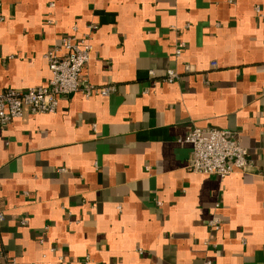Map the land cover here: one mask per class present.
<instances>
[{"label": "crops", "instance_id": "0c3cea01", "mask_svg": "<svg viewBox=\"0 0 264 264\" xmlns=\"http://www.w3.org/2000/svg\"><path fill=\"white\" fill-rule=\"evenodd\" d=\"M0 4V91L45 83L89 25L81 78L115 87L0 127V264H264V0ZM194 127L231 131L248 170L190 171Z\"/></svg>", "mask_w": 264, "mask_h": 264}, {"label": "built area", "instance_id": "2783aa9c", "mask_svg": "<svg viewBox=\"0 0 264 264\" xmlns=\"http://www.w3.org/2000/svg\"><path fill=\"white\" fill-rule=\"evenodd\" d=\"M54 4L50 3L52 7ZM257 12L259 9L256 7ZM3 21L0 4V23ZM89 32L81 36L70 35L61 43L51 47L44 54L50 71V78L37 86L25 90L7 88L0 91V127L3 128L11 120L20 118L24 109L32 113H55L61 97L76 92L88 97L92 95L108 96L115 90L113 85L95 87L87 79L81 78V72L90 59L92 50L91 33L96 25H89ZM181 46L175 49V56L181 54ZM190 70L188 65L184 66ZM178 73L169 69L165 81L172 83L178 79ZM192 148V155L187 168L195 173L214 175L219 179L232 174L243 173L250 166L248 150L241 145L238 138L229 130L210 128L202 130L194 127L183 139ZM5 212L0 204V222L4 220ZM21 223H24L21 220ZM210 229H220L221 221L217 216L209 219ZM11 264H17L13 259ZM83 264H89L86 258ZM206 264H210L209 261Z\"/></svg>", "mask_w": 264, "mask_h": 264}]
</instances>
